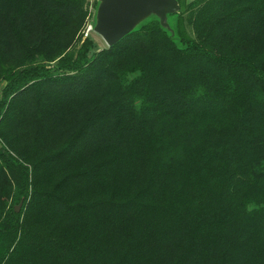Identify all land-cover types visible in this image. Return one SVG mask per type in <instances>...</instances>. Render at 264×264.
Listing matches in <instances>:
<instances>
[{"label":"trees","instance_id":"1","mask_svg":"<svg viewBox=\"0 0 264 264\" xmlns=\"http://www.w3.org/2000/svg\"><path fill=\"white\" fill-rule=\"evenodd\" d=\"M88 1L0 0V264H264V0Z\"/></svg>","mask_w":264,"mask_h":264},{"label":"water","instance_id":"2","mask_svg":"<svg viewBox=\"0 0 264 264\" xmlns=\"http://www.w3.org/2000/svg\"><path fill=\"white\" fill-rule=\"evenodd\" d=\"M179 0H99L92 29L109 47L116 45L141 23L156 16L161 25L174 37L169 15L179 13ZM22 202L17 207L20 211Z\"/></svg>","mask_w":264,"mask_h":264},{"label":"rangeland","instance_id":"3","mask_svg":"<svg viewBox=\"0 0 264 264\" xmlns=\"http://www.w3.org/2000/svg\"><path fill=\"white\" fill-rule=\"evenodd\" d=\"M95 1L96 0H89L88 1L87 9L90 12V17L88 18L87 24H86V26L84 27V29L82 31V40H81V42H83L85 40V38H87V37L92 38L93 41H94V47H93L92 51H96L97 52V51L106 49L109 46L106 44L104 39L99 34H97L93 29H91L92 24L94 23L96 11H97V8H96V5H95ZM185 1H186V3H190V2H192L194 0H185ZM188 16H189V13H186V17H188ZM187 29H188V32L192 36H195L194 32H193V29L189 25L187 26ZM79 46H80V44L77 45V47H79ZM4 84L5 83L1 84L0 87L2 88L4 86Z\"/></svg>","mask_w":264,"mask_h":264},{"label":"built area","instance_id":"4","mask_svg":"<svg viewBox=\"0 0 264 264\" xmlns=\"http://www.w3.org/2000/svg\"><path fill=\"white\" fill-rule=\"evenodd\" d=\"M91 29H92V27H91Z\"/></svg>","mask_w":264,"mask_h":264}]
</instances>
